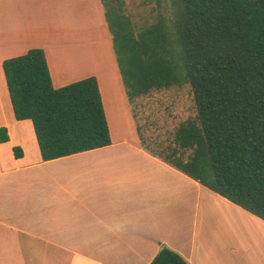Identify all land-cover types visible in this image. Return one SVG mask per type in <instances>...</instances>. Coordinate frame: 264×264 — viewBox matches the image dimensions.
Returning a JSON list of instances; mask_svg holds the SVG:
<instances>
[{
	"label": "crops",
	"instance_id": "0c3cea01",
	"mask_svg": "<svg viewBox=\"0 0 264 264\" xmlns=\"http://www.w3.org/2000/svg\"><path fill=\"white\" fill-rule=\"evenodd\" d=\"M107 27L102 0H0V264H34L29 242L41 264H152L162 246L188 264H264L263 220L142 146ZM31 49L56 89L97 78L110 146L43 161L3 69Z\"/></svg>",
	"mask_w": 264,
	"mask_h": 264
},
{
	"label": "trees",
	"instance_id": "16d2710c",
	"mask_svg": "<svg viewBox=\"0 0 264 264\" xmlns=\"http://www.w3.org/2000/svg\"><path fill=\"white\" fill-rule=\"evenodd\" d=\"M139 33L102 0L128 98L190 85L196 117L174 147L147 152L264 221V0H171ZM17 120H31L43 161L108 147L110 129L96 77L53 86L46 54L5 60ZM9 140L0 130V143ZM16 149V156H21ZM152 264H188L162 246Z\"/></svg>",
	"mask_w": 264,
	"mask_h": 264
},
{
	"label": "rangeland",
	"instance_id": "374dc122",
	"mask_svg": "<svg viewBox=\"0 0 264 264\" xmlns=\"http://www.w3.org/2000/svg\"><path fill=\"white\" fill-rule=\"evenodd\" d=\"M110 1L117 11L130 19L136 34L155 24L161 16L168 18L173 13L171 0ZM109 34L112 40L110 31ZM133 109L140 129L142 146L160 154L164 153V147L175 146L174 138L179 125L194 119L197 114L193 91L188 84L139 98L133 103ZM27 244L34 246V264H41L43 251L36 244Z\"/></svg>",
	"mask_w": 264,
	"mask_h": 264
}]
</instances>
